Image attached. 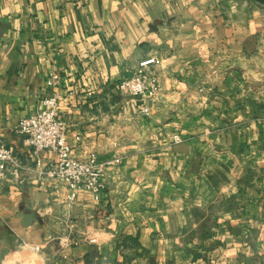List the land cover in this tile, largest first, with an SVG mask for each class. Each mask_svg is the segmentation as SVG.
<instances>
[{"label":"crops","instance_id":"0c3cea01","mask_svg":"<svg viewBox=\"0 0 264 264\" xmlns=\"http://www.w3.org/2000/svg\"><path fill=\"white\" fill-rule=\"evenodd\" d=\"M257 5V4H256ZM250 0H0V134L56 89L78 158L107 170L101 203L57 179L0 187V264H264V10ZM159 91L119 92L140 61ZM147 103L148 115L139 110ZM179 135L181 141L174 142ZM43 162L55 159L41 150ZM31 211L35 219L22 225Z\"/></svg>","mask_w":264,"mask_h":264},{"label":"built area","instance_id":"2783aa9c","mask_svg":"<svg viewBox=\"0 0 264 264\" xmlns=\"http://www.w3.org/2000/svg\"><path fill=\"white\" fill-rule=\"evenodd\" d=\"M155 61L154 57L140 61L132 76L116 83L117 90L143 102L153 98L160 85L157 76L149 72L148 66ZM45 83L50 93L41 100L37 111L22 117L15 126V131L24 136L25 143L31 147L34 164H23L0 134V187L11 184L20 188L27 183L26 174L33 172L38 180L57 179L64 183L68 188L67 199L70 202H74L77 192L86 190L99 204L107 189V170L110 166L120 164L122 156L114 155L105 163L99 162L93 151L83 158L74 156L66 137L67 122L58 110L60 96L56 89L60 84L59 74L49 73ZM138 107L142 114H149L147 103ZM173 141L179 142L181 137L174 135ZM41 150L53 152L55 159L50 163L43 162L38 156Z\"/></svg>","mask_w":264,"mask_h":264},{"label":"water","instance_id":"95a60500","mask_svg":"<svg viewBox=\"0 0 264 264\" xmlns=\"http://www.w3.org/2000/svg\"><path fill=\"white\" fill-rule=\"evenodd\" d=\"M260 6L264 7V0H251ZM35 219L34 213L31 211L26 212L22 217V225L24 227L30 226L32 224V221Z\"/></svg>","mask_w":264,"mask_h":264},{"label":"rangeland","instance_id":"374dc122","mask_svg":"<svg viewBox=\"0 0 264 264\" xmlns=\"http://www.w3.org/2000/svg\"><path fill=\"white\" fill-rule=\"evenodd\" d=\"M250 2H253V1L250 0ZM253 3H254L255 5L257 4V3H255V2H253ZM257 5H259V4H257ZM257 5H256V6H257ZM259 6H260V5H259ZM261 8L264 10V7H263V6H261Z\"/></svg>","mask_w":264,"mask_h":264}]
</instances>
